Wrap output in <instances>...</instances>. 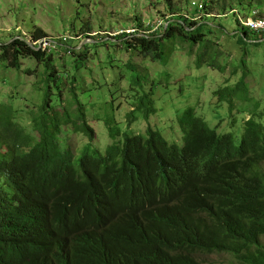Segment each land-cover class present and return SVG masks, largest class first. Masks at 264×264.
<instances>
[{"label":"trees","instance_id":"trees-1","mask_svg":"<svg viewBox=\"0 0 264 264\" xmlns=\"http://www.w3.org/2000/svg\"><path fill=\"white\" fill-rule=\"evenodd\" d=\"M258 4L246 2L248 10ZM208 5L195 11L212 18ZM195 16L172 14L176 20L161 27L160 36L133 32L113 39L160 61L167 56L165 42H203V23ZM263 35L264 29L241 28L237 44L245 46L250 38L258 48ZM60 42L55 40L56 48L75 53ZM49 50L14 38L0 46V62L20 69V59H32L43 65L42 79L50 87L62 73ZM81 67L71 61L67 80L76 82ZM242 78L235 88L214 93L228 114L234 101L250 104L241 107L240 114L249 116L241 131L218 134L188 107L175 119L180 147L147 127L143 135L123 134L103 153L90 152L94 132L75 96L79 123L72 122L73 131L87 139L77 155L60 145L62 124L50 107L49 89L30 130L17 122L12 107L0 105V264H204L202 256L221 254L232 256L231 264H264V110L247 99ZM151 104L146 99L140 105L146 119ZM218 110L216 104L213 112ZM236 124L231 120L230 128ZM119 132L109 129L112 138Z\"/></svg>","mask_w":264,"mask_h":264},{"label":"rangeland","instance_id":"rangeland-1","mask_svg":"<svg viewBox=\"0 0 264 264\" xmlns=\"http://www.w3.org/2000/svg\"><path fill=\"white\" fill-rule=\"evenodd\" d=\"M251 1L259 3V7L250 10L251 14L264 17V0ZM246 2L0 0V46L21 38L33 48L38 50L42 46L41 50H44L47 42L62 39L60 44L74 48L75 52L68 54L60 47L49 50L56 70L62 73L60 82H52L50 87L42 79L44 68L38 62L20 59V69L5 68V63L0 62V105L12 107L17 122L30 130L31 120L39 115L44 88L49 89L50 107L62 124L58 134L60 145L64 149H76L77 155L87 139L82 133L73 131L72 122L79 123L74 111L75 96L94 132L90 152L103 153L112 143H120L123 134L143 135L147 127L159 132L169 146L180 147L181 136L175 119L177 113L188 107L195 109L210 128L217 127L218 134L236 129L240 132L249 117L240 114L241 107L250 104L234 101L231 114H228V106L218 104L214 93L224 86L235 88L244 74L242 84L247 99L251 104L259 103L264 110V35L259 38L261 46L258 48L251 46L253 41L250 38L244 40L245 46L237 44L241 28L257 27L251 17H244L248 11ZM203 3L211 4L208 7L213 9L212 18H207L210 13L195 11L197 7L202 8ZM186 13L190 18L196 15L194 19L203 23V42L196 46L176 40L165 42L167 56L160 61L152 60L151 55L144 56L139 49L127 51L122 39H113L122 34L130 35L135 30L140 32L139 35L153 33L160 36L161 29L168 26L167 22L176 20L172 14ZM257 25L264 27L260 21ZM36 32L43 34V38L35 39ZM84 44L88 47L81 50ZM206 47V53L201 54ZM240 58L241 61L237 62ZM71 61L82 66L76 82L67 80ZM211 62L213 67H208ZM225 65L227 68L221 73ZM50 71L48 69L47 73ZM72 86L75 92L70 89ZM146 99L151 101L153 109L147 119L143 115L144 109L140 108ZM216 104L220 106L217 113L213 112ZM66 111H69L68 116ZM231 120L238 122L234 129L230 128ZM111 128L120 131L114 138L109 133ZM200 259L204 264H231L233 261V257L227 254L202 256Z\"/></svg>","mask_w":264,"mask_h":264},{"label":"built area","instance_id":"built-area-1","mask_svg":"<svg viewBox=\"0 0 264 264\" xmlns=\"http://www.w3.org/2000/svg\"><path fill=\"white\" fill-rule=\"evenodd\" d=\"M53 47H56L54 45V42L53 43L52 42H47V47H46V49H44V51L47 50V49H52ZM39 49L41 50L42 46H40Z\"/></svg>","mask_w":264,"mask_h":264},{"label":"clouds","instance_id":"clouds-1","mask_svg":"<svg viewBox=\"0 0 264 264\" xmlns=\"http://www.w3.org/2000/svg\"><path fill=\"white\" fill-rule=\"evenodd\" d=\"M246 12V11H245ZM244 17H246V18H248V17H252V18H255L256 16L255 15H252L251 14V11L250 10H248L247 12H246V14L244 15ZM136 32V30L134 31V33ZM133 33V32H132ZM140 33V32H139Z\"/></svg>","mask_w":264,"mask_h":264},{"label":"bare ground","instance_id":"bare-ground-1","mask_svg":"<svg viewBox=\"0 0 264 264\" xmlns=\"http://www.w3.org/2000/svg\"><path fill=\"white\" fill-rule=\"evenodd\" d=\"M257 22H258V21H257ZM257 22L252 21V23H253L255 26H257V27H254L253 29H264V27H260V26H258V25H257ZM263 23H264V22H263ZM249 27H250V26H248V27H246V28L250 29ZM253 29H250V30H253Z\"/></svg>","mask_w":264,"mask_h":264},{"label":"water","instance_id":"water-1","mask_svg":"<svg viewBox=\"0 0 264 264\" xmlns=\"http://www.w3.org/2000/svg\"><path fill=\"white\" fill-rule=\"evenodd\" d=\"M38 50H40V49H38Z\"/></svg>","mask_w":264,"mask_h":264}]
</instances>
